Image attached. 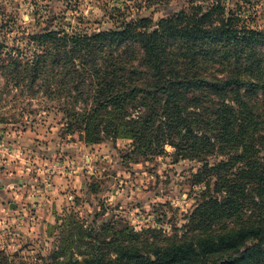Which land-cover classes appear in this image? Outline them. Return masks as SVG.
Masks as SVG:
<instances>
[{
    "label": "trees",
    "instance_id": "obj_1",
    "mask_svg": "<svg viewBox=\"0 0 264 264\" xmlns=\"http://www.w3.org/2000/svg\"><path fill=\"white\" fill-rule=\"evenodd\" d=\"M187 3L153 27L111 8L112 28L93 33L69 24L13 33L0 20V108H20L0 111V124L44 101L64 134L127 142L123 161L197 165L196 203L178 233L75 225L69 258L53 252L49 264H264V33L226 0ZM0 264L27 263L0 253Z\"/></svg>",
    "mask_w": 264,
    "mask_h": 264
},
{
    "label": "rangeland",
    "instance_id": "obj_2",
    "mask_svg": "<svg viewBox=\"0 0 264 264\" xmlns=\"http://www.w3.org/2000/svg\"><path fill=\"white\" fill-rule=\"evenodd\" d=\"M145 1L138 6L133 0H0V20L9 19L13 33L68 24L93 33L112 28L108 15L120 6L134 18L150 19L153 27L190 0H159L149 7ZM225 6L264 33V0H226ZM50 105L34 100L31 114L0 124V253L17 263L49 264L45 258L62 251L67 260V230L75 225L93 226L95 232L111 221L116 231L182 230L199 191L189 181L194 162L170 156L123 161L127 142L90 145L77 133L64 134L62 114L45 110ZM10 107L0 111L20 109ZM71 233L78 238L77 229ZM68 253L80 259L76 246Z\"/></svg>",
    "mask_w": 264,
    "mask_h": 264
}]
</instances>
